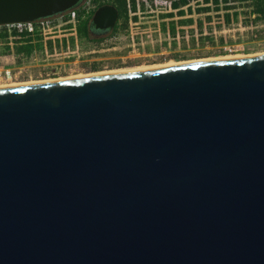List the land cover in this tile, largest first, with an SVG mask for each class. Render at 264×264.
<instances>
[{
	"label": "water",
	"instance_id": "95a60500",
	"mask_svg": "<svg viewBox=\"0 0 264 264\" xmlns=\"http://www.w3.org/2000/svg\"><path fill=\"white\" fill-rule=\"evenodd\" d=\"M0 264H264V53L0 88Z\"/></svg>",
	"mask_w": 264,
	"mask_h": 264
},
{
	"label": "rangeland",
	"instance_id": "374dc122",
	"mask_svg": "<svg viewBox=\"0 0 264 264\" xmlns=\"http://www.w3.org/2000/svg\"><path fill=\"white\" fill-rule=\"evenodd\" d=\"M136 2L144 4L145 8L139 10L138 6L136 15L133 9L129 10V22L125 30L120 29L111 37L91 43L76 52V48H57L55 54L54 47L48 54L38 53L35 49L26 55L15 52L14 45L10 52L2 53L4 48L0 44V66L12 69L11 77L0 72V85L127 71L142 66H160L167 62L185 63L264 53V21H256L253 14H244L243 10H250L248 7L239 8L242 13L238 19L227 22L223 10L198 11L204 6L202 0H191L186 8L191 6L193 12L184 16H180L174 7L171 8L170 2L157 6L153 0L148 3L141 0ZM171 12L173 15H162ZM208 15L212 16L211 19L207 18ZM182 19L188 21L181 23ZM60 25L57 20V32L49 36L64 38V34L72 32L69 29L61 30ZM69 55L75 57L69 58ZM74 58L77 59L75 62ZM69 60L70 63H67ZM95 63L99 68H94Z\"/></svg>",
	"mask_w": 264,
	"mask_h": 264
},
{
	"label": "trees",
	"instance_id": "16d2710c",
	"mask_svg": "<svg viewBox=\"0 0 264 264\" xmlns=\"http://www.w3.org/2000/svg\"><path fill=\"white\" fill-rule=\"evenodd\" d=\"M191 0H176L170 3L174 8H180L177 12L180 16L186 15V13L193 12V8L189 6L186 9L182 7L186 6L190 3ZM113 4L115 5L120 13V22L116 27V32L120 29L125 30L128 27L129 22V10L133 9L134 11L138 8V3L136 0H89L86 4L76 10L77 14V29L79 31V35L86 36L87 31L86 27L88 22L91 19L92 13L95 11L94 9L97 6H101L103 4ZM201 4L202 8H198V11L202 12H210L212 10L220 11L223 10L224 18L227 22L232 21V19H238L240 13L239 8L248 7L250 10H243L244 14H253L255 15L254 19L256 21H264V0H202ZM143 5H140L139 8ZM170 15H173L171 12ZM212 16L208 15L207 18L211 19ZM67 16L64 17V19ZM56 20V19H55ZM52 22L54 20H51ZM188 20L182 19L181 23H186ZM192 21V19H191ZM36 32L33 36H23L20 39H17L15 42V52L24 53L26 55H30L35 49L42 50L43 49V38L40 30V23H35ZM8 26L0 27V44L4 48L2 53L10 52L12 47L7 44L8 37ZM23 35H26L23 34ZM94 68H99L97 63L94 64Z\"/></svg>",
	"mask_w": 264,
	"mask_h": 264
},
{
	"label": "flooded vegetation",
	"instance_id": "af4514ba",
	"mask_svg": "<svg viewBox=\"0 0 264 264\" xmlns=\"http://www.w3.org/2000/svg\"><path fill=\"white\" fill-rule=\"evenodd\" d=\"M188 5V4H187ZM186 6L182 7L183 9H186ZM156 6V5H155ZM171 6V5H170ZM100 6H97V8H99ZM173 6H171L172 8ZM97 8H95L94 10L96 11ZM145 6H141L140 8H138L139 10L144 9ZM152 10H154V8H151ZM177 11H179L180 8H175ZM95 11L92 13L91 18L93 16V14L95 13ZM145 12V11H143ZM134 15H136L137 9L135 11H133ZM162 15H170V14H162ZM136 17V16H133ZM91 20V19H90ZM109 18L106 19V21L100 25H96L93 21H89L86 27V31H87V35L86 36H81L79 35V31L76 28V30H71V26H67L65 28H62V30H71L72 32H69L68 34L71 35L70 37L67 36L68 34H64L63 37L61 38L59 35H55V38H50V39H42L44 44H43V49L42 50H36L38 51V53H49L50 50H52L54 47L58 48V49H64V48H76L77 50L74 49V52L78 51L80 48H86L89 44L94 43V42H98V41H103L106 38H109L112 36L113 33L116 32V27L118 25V23L120 22V13L118 16V20L117 23L112 31L108 28V27H102L103 24L106 23V25L108 24ZM74 35V36H72ZM71 39V40H70ZM73 52V51H71ZM70 57H75V55H69ZM74 60L77 59H73V62H75ZM67 63H70V60L67 61Z\"/></svg>",
	"mask_w": 264,
	"mask_h": 264
},
{
	"label": "built area",
	"instance_id": "2783aa9c",
	"mask_svg": "<svg viewBox=\"0 0 264 264\" xmlns=\"http://www.w3.org/2000/svg\"><path fill=\"white\" fill-rule=\"evenodd\" d=\"M141 1L143 3L144 2L148 3L149 0H141ZM153 1L155 2L156 6L159 4H161V5L164 4L163 2H161L159 0H153ZM138 6H140V3H138ZM66 16H67V18H65V19H64V17H65L64 16L62 18L54 20L53 22L52 21L41 22L40 23V30H41L42 38H44V39L55 38V36H49V35H51L50 33L57 32L56 27H55L57 20L60 21V23H61V25H60L61 30H62V28H65L67 26H71V28H72L71 30H76V28H77L76 10L71 12L70 14H68ZM8 27H9V29H8L9 34L7 37V44H9L12 48L14 47L17 39H20L23 36H25V37L26 36H33L34 33L36 32L35 23H18V24L11 25ZM25 33H26V35H23ZM57 50H58L57 48L54 49L55 54L57 53ZM0 72L4 73L8 77H11L12 69L11 68H4L3 66H0Z\"/></svg>",
	"mask_w": 264,
	"mask_h": 264
},
{
	"label": "bare ground",
	"instance_id": "6f19581e",
	"mask_svg": "<svg viewBox=\"0 0 264 264\" xmlns=\"http://www.w3.org/2000/svg\"><path fill=\"white\" fill-rule=\"evenodd\" d=\"M255 55V54H253ZM257 55V54H256ZM250 56V55H248ZM223 58H216V59H227V58H236V57H244L241 55H231V56H222ZM206 60H214V59H204L201 61H206ZM193 62H197V61H193ZM185 63H191V62H185ZM178 64H184V63H177V62H167L165 64H162L160 66H142V67H137L134 69H129L127 71H110V72H99V73H93L90 75H78V76H70V77H66L64 79H74V78H79V77H84V76H93V75H99V74H109V73H117V72H129V71H137V70H145V69H153V68H160V67H167V66H172V65H178ZM54 80H63V78H58V79H54ZM47 81H52L51 79L47 80ZM38 82H43V81H38ZM33 83V81L31 82H24V83H19V84H10V85H0V88L3 87H8V86H19V85H23V84H31Z\"/></svg>",
	"mask_w": 264,
	"mask_h": 264
}]
</instances>
